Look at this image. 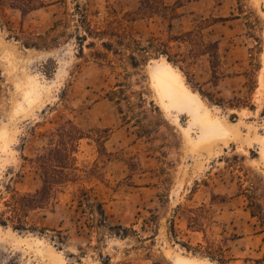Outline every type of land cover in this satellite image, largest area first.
<instances>
[{
  "label": "rangeland",
  "instance_id": "1",
  "mask_svg": "<svg viewBox=\"0 0 264 264\" xmlns=\"http://www.w3.org/2000/svg\"><path fill=\"white\" fill-rule=\"evenodd\" d=\"M41 1H0V264H264L250 202L264 211V0H179L175 17L136 16L138 0ZM76 3L92 24L114 9L175 62L80 57ZM67 120L88 136L78 169L18 222L4 201L40 187L29 158Z\"/></svg>",
  "mask_w": 264,
  "mask_h": 264
},
{
  "label": "trees",
  "instance_id": "2",
  "mask_svg": "<svg viewBox=\"0 0 264 264\" xmlns=\"http://www.w3.org/2000/svg\"><path fill=\"white\" fill-rule=\"evenodd\" d=\"M138 3L136 16L141 17L163 13L168 8L170 9L171 15L175 17L177 15L176 9L182 5L179 0L172 7L167 5L164 0H138ZM9 4L11 6L19 4L22 12L44 6L41 0H9ZM74 9L78 15L76 22L79 31L74 37L78 43L77 55L80 57L84 54V48H87L92 49V54L97 57H104L106 59V53L109 52L121 60L124 55V50H126V56L130 61V65L138 67L147 63L148 56L153 51L163 54L168 62H175L168 53V45L164 41L149 39L143 44L140 39L129 35L114 9L107 11L102 22L94 24L88 20L85 10L78 3L75 4ZM93 39H99L101 41L100 46L104 52L99 49H94L95 42ZM214 59L215 61L217 60L216 52H213L209 59L212 70L215 68V65L213 66ZM107 61L110 62V60ZM119 93L123 95L122 88L117 91H110L108 98L118 101L120 98ZM56 131L57 141L36 153L34 157L29 158L31 166L40 178V187L34 193L20 194L13 190L10 193L9 199L4 201V205L14 213L15 219L18 222H20V212L28 207L34 206V204H44L55 187H62L67 182L72 181L69 176L73 171L78 169L74 155L77 150V143L80 139L88 136L71 120H67L64 124L60 125ZM107 131V129H103V132ZM250 202L253 203V208H255V210H251V214L253 216H259L261 222L264 221V211L256 210V208H260L259 204L252 197ZM223 260L221 258L220 262H223ZM262 261L264 262V259ZM255 262L259 263L260 260L257 259Z\"/></svg>",
  "mask_w": 264,
  "mask_h": 264
}]
</instances>
